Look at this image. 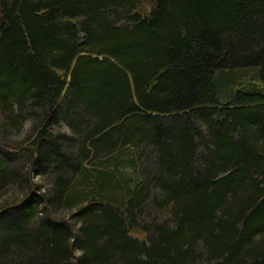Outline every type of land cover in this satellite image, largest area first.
Instances as JSON below:
<instances>
[{
  "label": "trees",
  "instance_id": "1",
  "mask_svg": "<svg viewBox=\"0 0 264 264\" xmlns=\"http://www.w3.org/2000/svg\"><path fill=\"white\" fill-rule=\"evenodd\" d=\"M0 264H264V0H0Z\"/></svg>",
  "mask_w": 264,
  "mask_h": 264
},
{
  "label": "rangeland",
  "instance_id": "2",
  "mask_svg": "<svg viewBox=\"0 0 264 264\" xmlns=\"http://www.w3.org/2000/svg\"><path fill=\"white\" fill-rule=\"evenodd\" d=\"M62 131H64V130H62ZM27 132H28V124H25V125L23 126V128H22V131H21L20 135L23 136V135H25ZM127 169H128V168L125 167V168H124V171L127 172V171H128ZM32 179H33L34 181H37V182L41 183V184H44V183H45L44 178H36L35 175H32ZM8 191H9V192H7V193L5 194V197H4V199H2L1 202H3V200H5L6 202H9L10 199H14L15 197H19V193L16 192V190H15L14 188H9ZM61 214H62V213H61ZM61 214H60V215H61ZM63 214H66V215H67V212H63ZM57 215L59 216V214H57ZM66 215H65V216H66Z\"/></svg>",
  "mask_w": 264,
  "mask_h": 264
}]
</instances>
